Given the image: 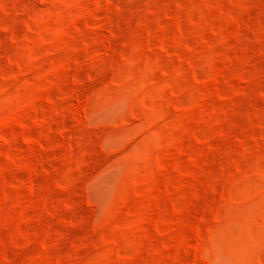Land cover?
I'll use <instances>...</instances> for the list:
<instances>
[{
  "label": "rangeland",
  "instance_id": "obj_1",
  "mask_svg": "<svg viewBox=\"0 0 264 264\" xmlns=\"http://www.w3.org/2000/svg\"><path fill=\"white\" fill-rule=\"evenodd\" d=\"M0 264H264V0H0Z\"/></svg>",
  "mask_w": 264,
  "mask_h": 264
}]
</instances>
